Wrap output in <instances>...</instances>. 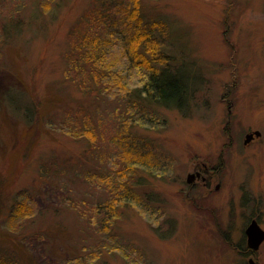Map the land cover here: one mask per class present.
Masks as SVG:
<instances>
[{
  "label": "rangeland",
  "instance_id": "obj_1",
  "mask_svg": "<svg viewBox=\"0 0 264 264\" xmlns=\"http://www.w3.org/2000/svg\"><path fill=\"white\" fill-rule=\"evenodd\" d=\"M44 1H0L4 263L264 264V240L253 249L246 233L254 219L264 229V0H141L160 54L136 60L179 57L170 67L189 75L191 91L181 109L148 104L135 116L119 81L101 78L108 67L139 73L123 45L96 73L73 66L108 37L99 0ZM13 15L11 30L3 24ZM203 164L209 179L188 182ZM114 185L140 203L125 200L107 229L92 207L113 198ZM20 196L32 215L10 223Z\"/></svg>",
  "mask_w": 264,
  "mask_h": 264
},
{
  "label": "trees",
  "instance_id": "obj_2",
  "mask_svg": "<svg viewBox=\"0 0 264 264\" xmlns=\"http://www.w3.org/2000/svg\"><path fill=\"white\" fill-rule=\"evenodd\" d=\"M52 1H54L55 3V0ZM139 2H141V0H99L100 6L102 8V17L97 23L100 29H108V37H96V40L94 42H96L97 44L92 42L90 44V48L87 50L86 55L81 54V58L79 57L80 54L78 53L79 58L77 62L73 63V66H75L74 64L76 63V66L86 68L85 66L89 64V70L96 73V68L98 65L97 62H99L101 59L103 62L104 55L111 52L114 48L113 46L119 43L123 45L125 53L130 57V62H137L138 64L136 65V67H140L141 70L134 76L130 75V73L120 74V72L122 71L119 72L118 70H116L118 71V74H114L113 72H111L115 71L113 70L114 68L108 67L107 69L109 71L102 69L100 70L102 71L101 78H107L108 83L113 84H116L119 81L118 88L125 91V98L129 100L128 102L132 103L131 109H133L134 112L131 115L135 116L137 113H141L143 112V110L145 111V109L148 110L147 108L150 109V105L152 104H159L168 108L176 107L181 109L185 107V105L190 100L189 97L191 88L189 75L184 74L181 70L177 71L174 68L170 67V65L173 66V64L178 63L176 61H179V57L174 59L171 58V54L162 52L163 59H160V56L156 57L153 65L150 64L148 57L146 59L149 62L145 60L146 64H139L140 61H137L135 58L138 55L143 56V53L145 51H151L154 54L158 55L160 54V49L156 47V44H159L160 42L156 40V43H150L151 38L148 34V30L150 29L146 27L145 29L142 28V20L144 19V17L143 13L140 12ZM43 8L44 6L42 7V9ZM15 11L19 13L17 9H15ZM46 11L51 12V10L44 9V13H46ZM7 22V24L4 23L3 25H10L11 30L12 27H19L14 15L11 16V21ZM2 27L3 26H1V29H3V32L5 34L7 33L6 36H8V33H10L11 31L8 32L6 28ZM82 48L84 47L80 46L78 43L77 46L74 47L77 52H80ZM110 72L112 73L111 76ZM116 76L119 77L118 80L116 82H112L111 79H115ZM107 92L112 93L115 97L118 98L120 96L119 92H113V90H111L110 88L109 90L107 89ZM145 115L148 118L152 119V116L150 114L145 113ZM127 143L130 144V140H128ZM140 159L142 160H136V157H134L132 160L136 163L135 165H139V163L140 166L145 165V158ZM114 190L115 191L113 198L109 197L103 203L100 202L94 204L92 207L93 211H95L99 217L103 212H105V215H103L101 220H98L99 223H101L102 226L104 225L107 229L111 228L113 224L119 220L120 215H122L121 208L122 210H124L126 206L123 203H125L126 201H128L127 203H140L139 196H137L133 190L125 191L123 186H121L119 189L115 185ZM151 197L152 196H149V198ZM22 199L23 198L20 196L18 200L13 204V208L11 210L12 216L8 215L7 221L10 222L11 217H14V215L19 212V215H21V217L29 218L32 215L33 206H31L26 201V198H24L23 200ZM23 219L24 218L20 219L19 224ZM3 260L4 257H0V264L2 262L3 264H5Z\"/></svg>",
  "mask_w": 264,
  "mask_h": 264
},
{
  "label": "water",
  "instance_id": "obj_3",
  "mask_svg": "<svg viewBox=\"0 0 264 264\" xmlns=\"http://www.w3.org/2000/svg\"><path fill=\"white\" fill-rule=\"evenodd\" d=\"M254 135L259 136L260 132L255 131L251 132L246 135L245 143H247ZM196 175H200L199 172L196 173H189L187 176L188 182H191ZM218 187V186H217ZM246 233L248 236V244L253 248L257 249L259 248L260 244L264 240V229L261 227V225L256 221L255 219L250 222L246 229Z\"/></svg>",
  "mask_w": 264,
  "mask_h": 264
},
{
  "label": "flooded vegetation",
  "instance_id": "obj_4",
  "mask_svg": "<svg viewBox=\"0 0 264 264\" xmlns=\"http://www.w3.org/2000/svg\"><path fill=\"white\" fill-rule=\"evenodd\" d=\"M203 166H205V169H204V170L196 169L195 172H199V173H200L199 176H201L202 178H204V180L206 181V180H208L209 177H210V175H209L210 171H209V169H208V165H207V164H203ZM199 176H197V178H198ZM199 178H200V177H199Z\"/></svg>",
  "mask_w": 264,
  "mask_h": 264
}]
</instances>
